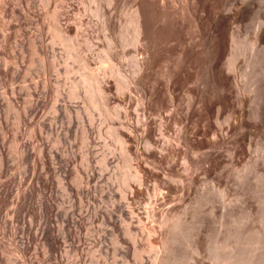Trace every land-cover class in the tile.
<instances>
[{
    "label": "rangeland",
    "instance_id": "obj_1",
    "mask_svg": "<svg viewBox=\"0 0 264 264\" xmlns=\"http://www.w3.org/2000/svg\"><path fill=\"white\" fill-rule=\"evenodd\" d=\"M133 2L134 0H116L113 5L107 4L106 9L112 12L111 14L114 15L115 22L119 23L123 19L125 14L124 11L126 12L133 5ZM85 3L86 0H0V264H153L155 259L154 256H156V248L158 250H160V248L162 249L163 242H161V240L169 233L168 227L160 226L159 213L168 209L172 211L176 210L181 213L186 212L184 216L190 222L195 215L194 213H199V216L197 214L199 217V219L197 218L199 220H197V229L199 230V232L197 230V233L200 238H198L200 252L193 255L185 245L186 242L180 241L181 243L177 244L178 255H181V257L185 259L188 257L184 262L185 264H216L215 262H217V259L215 258L216 256H214L215 251L212 250L214 249L212 245L214 242L216 243L217 239L218 241H226L225 237H227V240H230L231 243L238 242L237 244H239V242H242V245L244 243L245 247H243V245V248H246L249 239L253 238V241L249 240L251 244L258 238L256 243L260 242V244L258 243L257 246H261L259 247L260 249H257V253L255 252L256 255L253 254L255 258H252L254 261L251 263L264 264V237L262 238V233L261 236H259L260 233H258L261 228L260 232L263 231L264 233V227H262L264 226V219H262L264 218V176L262 177V175H264V109H261L264 107V101H262V104L256 100L254 102L252 101V99H255L256 88L249 87V82L246 81L248 78H253L248 80H253V82L251 81L252 83H250V85L253 86V84H256L255 80L257 82L258 79L260 80L264 77V62L259 70L260 74L263 75L261 76L259 71L256 72V74H259L261 77L258 78L252 75L251 68L246 67V65H248L247 56L240 57L239 66L241 69H239L241 72L239 70V81H241L240 83L244 88L247 86V88H250V90L255 93H251L249 89H247V91L246 89L245 91L243 90L242 94L246 98L249 96L247 98V100H249L244 105L242 113L237 111V109L235 111L233 107L221 109L222 113L219 112L218 116H220L219 118L217 117L218 125L222 130V133L219 135L220 137L212 135V124L215 120L211 119L213 120L211 123L210 118L206 117V114H203L204 116L202 115L199 122L203 120V124L198 122L197 125L199 126L195 129L197 132L194 133L197 136L195 137L194 135V139H196L195 143L198 140L194 145L197 146L192 145L194 150L197 149L196 151L198 154L196 152L193 157V154L186 153L187 147L185 144L176 140V133L186 124V120L181 116L182 112L177 116L175 115L177 118L174 117L172 119L173 121L175 119L174 122H170L172 125H167L168 128L166 129V133L168 134L167 136L171 138L172 143H170L171 146L168 147V151L165 150L166 154L161 156L162 158L159 156V158L155 157L154 153L160 150L155 144H153L154 147L152 146L150 148L151 150L149 149L150 154L136 155L137 145L140 144V147L143 149L145 147V142L140 138L142 129L136 124V115L138 114L135 111L136 104L133 106L131 122L134 126H137V128L135 129L136 131H134L135 140L129 143L128 149H130L129 151L134 159L133 169L136 168L138 163H143L142 165L145 164L146 166H144L149 168V170L147 168L149 176L145 175L144 177L145 183L143 182L144 186L142 185L143 187H141L143 189H141V193H134L132 198L128 200L123 199L124 201L130 200V204H128V202H126V204L124 201L122 202L121 198L123 194H126L125 192L128 191V189L126 190L124 187H121L123 185L117 180L123 171L120 167H122L124 161V150L115 137L109 133V127L115 125V127L120 128V132L123 135L124 129L119 126V122H114V125H112V121L109 122V120H106L99 112H94L93 118H90L91 116L85 112V106L88 105V101L86 100L87 96L84 90H80L78 94V96L80 95L79 98L69 97L75 84L74 82H77L79 78L78 66L74 54L71 52L73 50L66 47L65 44L55 41L53 38L54 33H52V30L55 24V19H53V17H55V15H59L58 19L63 28H65V26L69 27L70 33L69 31L68 33L72 37L76 35L75 22H77L78 18L82 17L83 28L86 33L81 39V43H84V55L90 60V66L94 71H98L97 69L107 64L100 54V52H102L103 55V50L106 48L107 41H104L105 36L101 34L98 29L99 18L97 19V17L92 16L91 13L89 14V12L85 10ZM263 6L264 0H255L254 7L257 11V15L259 14L260 21L264 24ZM247 25L248 22L246 21L244 23L238 22L234 25L236 27V32L241 34L242 38L245 35L247 36V33L248 35L250 34L249 36L252 35V32H247ZM84 39H88L89 44L83 42ZM68 51L72 57L67 53ZM133 51L134 47L127 46L124 48L119 41L116 42L117 54L119 53L121 55L127 53L130 56ZM100 56L101 58H99ZM245 60L247 61L245 62ZM119 64L124 73H131L133 70L128 57L121 59ZM245 69L246 71L248 70L246 75H244ZM248 73L251 76L248 75ZM246 76L248 77L247 79ZM254 77H256V79ZM244 84L246 85L244 86ZM133 94V96L136 95L135 97H137L135 92H133ZM251 95L254 97H251ZM118 96L121 95H116L115 97ZM114 101L115 99H113V102ZM117 102L115 104L113 103L112 107L115 106ZM78 112L80 113L78 114ZM121 116V121H125L123 112ZM196 118L198 119V117ZM70 123L73 124L71 125ZM177 123L178 126H176ZM177 127L180 128L178 129ZM198 129H200V132ZM204 129L206 132H203ZM83 134L85 135L84 139ZM214 136L216 139H214ZM239 138H244V141L246 140L245 142L243 141L245 145L243 149H239L238 145L235 143V140ZM216 140H220L222 143ZM159 141L160 144L164 143V139L159 138ZM212 141L215 143L211 145L210 143ZM214 146H216V148ZM259 147L261 148L260 150H258ZM212 149L213 151L211 152ZM209 152H211V154ZM104 156L108 161V167L107 170L101 172L97 167V159L103 158ZM82 159L91 164L90 169L92 170H90V172L85 170V162ZM113 160H115V162H113ZM243 170L246 172L244 173ZM78 171L83 175L85 182H90V184L85 183L88 186L80 190V197L83 199L82 208L79 207V199L76 191L73 192L74 194L72 193V204L68 199L64 200L65 198L61 195L62 191L60 186H58L57 180L60 174H63V177L61 176L60 178L65 177L67 181H72ZM151 171H154L153 173L155 175L152 174ZM259 178L261 179L259 180ZM130 183L132 184L129 185L133 187L137 184L133 180ZM218 189L224 191L225 195L227 194L224 200L221 196L219 197L218 193H215L218 192ZM160 194L163 195L164 198L163 196L161 197ZM208 194H212L213 196ZM214 195L217 196L215 197ZM155 197L158 198L157 202H155L156 205L155 203H151V200ZM260 198L263 199V201ZM62 200L67 203H63ZM131 204L133 208L138 209L136 213L140 217H144H142L145 221H142L144 225L148 224L149 219H151L148 224L149 226H145V229H149L150 231V228L154 227L157 232L156 234L154 233L155 235L149 236L143 229L145 231L143 234V231H141L142 227L135 222L132 226L133 233L136 232L135 234L137 236L138 234L140 235L137 237L139 241L135 244L123 233L119 225L120 212L124 214L123 217H125L128 223L131 222L130 216L127 215L128 213L125 208L127 205L131 206ZM149 205L150 207L155 205L157 211L155 217H149L148 219L145 214V209L149 207ZM110 206L115 207V209L111 207L113 212L108 209ZM121 207L122 209H120ZM62 208L64 211L71 209V211H68V219L64 217ZM194 208L196 209L194 210ZM95 209L98 210L96 211ZM108 210L112 212V221L110 219L111 212L109 213ZM71 214H73L74 220ZM244 217L245 219L249 218L250 221L247 219L245 220ZM239 220H242L241 222L243 224ZM237 222H240L238 224L241 225H238ZM62 224H65L64 227H62ZM224 225L227 226L225 227ZM162 230L164 234L160 233ZM230 231L233 233L231 234L232 237L230 236L232 240L235 238L233 242L231 238H228L229 235L226 236V233L229 234ZM252 231L255 233L257 231V237H255L256 235H254ZM140 232L142 233L140 234ZM219 232L224 236L222 234L221 236ZM243 232H245L246 235ZM241 233L243 238L240 235ZM249 234L252 236L254 235V237H250ZM64 235L65 237H63ZM238 235H240L242 240ZM245 236L246 238H244ZM260 238L262 242L259 241ZM62 239H64L65 242ZM115 241L118 242L117 247L119 248L116 247V244L114 245ZM233 245L235 246V244ZM152 246H154V249L151 251L149 249H151ZM239 246H241V244ZM134 249H137V251L139 250V252L136 253L137 251ZM179 250L181 251L179 252ZM210 250L211 254L209 252ZM243 251L242 253H244ZM246 252H248V250ZM94 258H96V260Z\"/></svg>",
    "mask_w": 264,
    "mask_h": 264
},
{
    "label": "bare ground",
    "instance_id": "obj_2",
    "mask_svg": "<svg viewBox=\"0 0 264 264\" xmlns=\"http://www.w3.org/2000/svg\"><path fill=\"white\" fill-rule=\"evenodd\" d=\"M115 1L116 0H86V3L84 5L85 10L87 12H89V14L91 13V15L94 17H97V19L99 18V23H98L99 28L98 29H99L100 33L105 36L104 41H107L106 42L107 43L106 48L104 47L105 49L103 50V55H102V52H100V54L103 57V60L108 65L106 64L105 66H101V68L99 67L100 69H97L98 71H96V70L94 71V69L91 68V66H90L91 62H89L90 60H88L87 57L84 55V52H85L83 50L84 49L83 48L84 43L83 44L81 43V41H82L81 39L84 37V35H86V33H85L84 28H83V21L81 19L82 17L81 18H78L80 16L77 17L78 20H77V22H75L76 23V26H75L76 35L74 37H72L69 35V33H70L69 27L65 26V28H63L61 26L59 19H58L59 15H55V17L52 16L53 19H55V21H54L55 24H54V26L52 25L53 26L52 33H54L53 38L55 39V41H59V43H63L66 45V47H69L70 49L73 50L71 52H73L74 57H75V61H76L77 66H78V73H79L78 77L79 78H78L77 82H74L75 84L73 86V89H72L69 97H73V98L78 97L79 98L80 95L78 96V94L80 93V90L81 91L84 90L86 93V96H87L86 100L88 101L87 102L88 105L85 106V112H87L91 116V117L89 116L90 118H93L94 112H99L102 114V116H104V118H106V120H109V122L112 121V125H114V122H119V124H120L119 126H121V128L124 129V135H123L120 132V128L115 127V125L109 127V133L115 137L117 142L122 146V148L124 150V154L122 153L124 155L123 156L124 161H123L122 167H120L121 170H123V171H122L120 177H118V179H117L118 182L120 181V184L123 185V186L120 185L121 187H124V189H126V190L128 189V191L125 190L126 194L122 195V193H121V195H122L121 199L123 202L124 200H128V199L132 198V195L134 193H141L142 192L141 187L144 186L143 182L145 183L144 177H145V175L147 176L149 174V171H148L149 168L147 167L148 168V170H147V168L145 167L146 165L145 164H144L145 166L142 165L143 163L142 164L138 163L136 165V168L133 169L134 168V165H133L134 159H133V157L129 151L130 149H128V148H129V143L131 141L135 140L134 131H136L135 129L137 128V126L142 129V132H141L142 134H141L140 138L142 139V141L145 142V147L142 149L140 147L141 146L140 144L137 145L136 152H135L136 155L140 156V155L150 154V152H149L151 150L150 148L153 146V144H155V145H157V147L160 150H157V152H155V153L152 152V153H154L156 158H159V157L163 156L164 154H166L165 150L168 151L167 149L169 146H171L170 143H172L171 138L168 137L167 136L168 134L166 133V129L168 128L167 125L170 124L171 121L174 122L175 119H174V121L172 119L174 117L177 118L176 116L182 112L181 116H183V118L186 120V124L184 123L185 125L181 129H179L180 127L179 128L177 127L179 129V131L177 130L178 132L176 133L177 134L176 140L184 143L185 146L187 147L186 153L193 154L192 155V157H193L194 154L197 152L196 151L197 149L194 150V148L192 147V145L197 146V145H194L195 140H196L194 138L197 137L194 133L197 132V131H195V129L197 126H199L197 124L199 122V119L202 118L203 114L204 115L206 114L207 115L206 117L210 118L211 123L213 121L211 119L215 120V121H213L214 123L212 124V130H211V131H213L212 132L213 134L212 133L211 134L216 135V137H217L222 133V130H221L220 126L218 125L219 123L217 122L218 121L217 117L219 118V116H220V115L218 116V114H219V112L222 111L221 109L227 108V107L228 108L233 107L235 111L237 109V111H239L240 113L243 112L244 105L248 102L249 99L247 100V98L249 96L246 98L242 94V92H243V90L245 91V89H246V91H247V89L250 90V88H247V86H246V88H244L242 86V84L240 83L241 81H239V77H240L239 76V70L241 69L239 66L240 57L247 56V58H248L247 64L248 65L245 64L246 67L251 68L252 75L253 76L255 75L256 77L259 78L261 75L259 70L261 68V65L263 66V62H264V48H263L264 44H262V43H264V26H263L264 24H263V22L260 21V18H259L260 16H258L259 14L257 15V11L254 7L255 0H134L133 5L131 7L129 6L130 8L126 12L124 11L125 14L123 16V19L119 23L115 22L114 17H113L114 15L111 14L112 12H109V10L107 11V9H106L107 4L113 5L115 3ZM261 1H263V0H261ZM122 9H124V8H122ZM55 14H56V12H55ZM60 14H62V13H60ZM91 19H92V17H91ZM245 21L248 22L247 32H252V35L249 36L250 34L248 35V33H247V36L245 35L242 38L241 34L236 32V30H235L236 27L234 25L237 24L238 22L244 23ZM68 31H69V33H68ZM118 41L121 44V46L123 45L124 48H126L127 46H131L132 48L134 47V51L132 52V54L130 56L127 53H123L121 55L119 53L117 54L118 50L116 52V42H118ZM83 42L89 44L88 39H84ZM67 53H69V51ZM101 56L99 58H101ZM70 57H72L71 54H70ZM126 57H128L129 63L131 64V66L133 68L131 73H127V72L124 73L122 68H121V65L119 64L120 60L123 58L125 59ZM246 61L247 60H245V62ZM97 63H99V62H97ZM246 69H245V71L243 70L245 72L244 75H246V73L248 71V70L246 71ZM261 70H263V69H261ZM257 71H259L260 75L256 74ZM240 72H241V70H240ZM249 73H248V75H250ZM256 77H254V78L256 79ZM244 78H245V76H244ZM247 78L248 77L246 76V79ZM263 78L260 80L258 79V81H257L258 83L254 79L256 84L255 85L253 84V86L250 85V83H252L253 80H251L252 82L248 81V80L253 79V78H250V79L248 78V80H246L247 82H249V84H248L249 87H254V89L256 88V93L254 92L255 97L251 95V97L255 98L254 100L252 99V101L254 102L256 100V101H259V103H261V104H262V101H264V79ZM242 80H243V78H242ZM245 85L246 84H244V86ZM249 90H248V93H249ZM250 91H251V93H253L252 90H250ZM133 92H135L137 94V97H135L136 95L133 96L134 95ZM116 95H121V96H118L119 97L118 98V97H115ZM73 98H71V99H73ZM113 99H115L114 102H113ZM116 102H117V104L112 107V104L113 103L115 104ZM135 104H136L135 111L138 113L136 115L137 116V119H136L137 120V122H136L137 126H134L133 123L131 122V114H132L133 106H135ZM261 109H264V107ZM122 112L124 113L125 121H121V118H122L121 113ZM79 113L80 112H78V114ZM257 114H258V112H257ZM258 115H255V116L259 117ZM196 117H198V119ZM70 119H71V117H70ZM200 122L203 124V120ZM219 122H220V119H219ZM225 122H227V121H225ZM182 124H183V122H182ZM170 125H172V123ZM206 125H207V123H206ZM176 126H178V123ZM209 126H210V123H209ZM79 127H80V125H79ZM198 130L200 132V129H198ZM204 131H205V129L203 130V132ZM203 134H205V133H203ZM194 135H195V137H194ZM174 136H173V138H174ZM84 137H85V135L83 136V139H84ZM159 138L164 139L163 144L162 143L160 144L161 140L159 141ZM233 138H235V137H233ZM214 139H216L215 136H214ZM197 141H196V143H197ZM216 141H220V140H216ZM243 141H244V138H241V139L239 138V139L235 140V143L238 145L239 149L244 148V146H245L244 142L246 140L244 142ZM220 142L222 143V141H220ZM212 143H213V141L210 144L212 145ZM210 144H209V146H210ZM216 145H219V144H216ZM214 147L216 148V146H214ZM262 148H263V145H262ZM89 149H91V148H89ZM153 149H155V148H153ZM169 149H171V148H169ZM260 149L261 148L259 147L258 150H260ZM198 150H199V148H198ZM212 151H213V149L211 150V152ZM211 152H209V153L211 154ZM240 152H241V150H240ZM197 154H198V152H197ZM262 156H263V154H262ZM108 157H107V159H108ZM217 157H218V155H217ZM260 159H262V158H260ZM82 160L84 161V159H82ZM252 161H251V163H252ZM113 162H115V160H113ZM214 162H215V160H214ZM84 165L86 166L85 170H88L89 172H90V170H92V169H90L91 164H89L87 161L85 162ZM97 167L99 168V170L101 172H104L105 170H107L108 161L106 160L105 156L103 158L97 159ZM94 169H95V167H94ZM244 170H246V169H244ZM67 172H68V170H67ZM89 172H88V174H89ZM153 172H152V174H154ZM245 172L246 171H244V173ZM253 173H254V171H253ZM54 175H56V174H54ZM62 175L60 174V177ZM68 175H69V173H68ZM65 176H66V174H65ZM263 176L264 175H262V177ZM60 177L57 178L58 184H59L58 186H60V188H61V191H62L61 195H63L62 197L65 198L64 200L68 199V201H70V203L72 204V202H73L72 193L74 191H76V194H77L78 199H79V207L82 208V206H83L82 200L83 199L80 197V190H81V188L88 186L85 183L90 184V182H85L83 175L79 171H78V173H76V176H75V178H73L72 181H69V180L67 181L65 177L64 178H60ZM87 177H86V179H87ZM234 178H235V176H234ZM261 178H259V180ZM263 179H264V177H263ZM57 180H56V182H57ZM132 180L137 183L134 187L130 186L133 183V182L130 183ZM112 181H113V179H112ZM108 182H106V183H108ZM95 184H97V183H95ZM233 187H234V185H233ZM60 188H58V189H60ZM90 188H92V187H90ZM255 188H256V186H255ZM82 190H84V189H82ZM217 191L218 192H215V193L216 194L218 193L219 197L221 196V198H223V200H224V197L227 194L225 195V192L222 190H219V189ZM122 192H123V189H122ZM226 192H229V191H226ZM250 194H253V193H250ZM208 195H210V194H208ZM162 196L163 195H161V197ZM198 196H200V195H198ZM214 196L216 197L217 195H214ZM252 196H254V195H252ZM60 198H61V196H60ZM112 198H114V197H112ZM163 198H164V196H163ZM211 198H210V200H211ZM157 199L158 198L155 197L153 200H151V203L154 204L155 202H157ZM263 199H261V200L263 201ZM64 200H62V202ZM210 200H207V201H210ZM241 200H242V198H241ZM129 201H124V202L125 203L128 202V204H130ZM165 201H166V199H165ZM63 203H67V202H63ZM63 203H61V204L65 205ZM74 203H76V202H74ZM151 203H150V205H151ZM247 203H249V202H247ZM105 205H106V203H105ZM150 205H149V207H146V209L144 208L146 217L148 219H149V217H151V218L155 217L156 211H157L156 206H155L156 203L152 207H150ZM101 206H102V204H101ZM259 206H260V204H259ZM68 207H69V204H68ZM70 207H71V205H70ZM77 207H78V205H77ZM111 207H112V209L113 208L115 209V207H113V206H110L109 208L106 207V208L111 210ZM231 207H232V205H231ZM241 207H242V205H241ZM95 208H96V205H95ZM125 208H126V211L128 213L127 215L130 216L131 222L129 221L130 223H128V221L125 219V217H123L124 214H121L122 212H120L119 215H121V216L119 217V225L122 228L123 233L126 236H128L134 244L139 241V240H137V237L140 236L138 234L139 232L137 233L138 236L135 234L136 232L133 233L132 226L135 222H137V224H139L142 227V228L141 227L140 228L142 229L141 231H143V234L145 231H146V234L148 233L149 236L155 235L157 233L155 230L156 228H154V227H151L150 231H149V229L148 230L145 229L146 228L145 226H147L149 224L151 219H149L148 224H146L147 223L146 222L145 223L146 225H144L143 223L145 221L142 219L143 216L140 217L136 213V210L138 211V209L133 208L132 204H131V206L130 205L125 206ZM120 209H122V207ZM195 209L196 208H194V210ZM226 209H227V207H226ZM228 209H230V208H228ZM61 210H60V212H61ZM72 210H74V209H72ZM63 211H64V209H63ZM68 211H71V209L70 210L68 209L67 211L65 210L64 214L62 213L64 215V217H67V219L69 217V216H67ZM111 211L113 212V210H111ZM111 211L108 210L109 213ZM112 212H111V218H110L111 221H112ZM240 212H243V211H240ZM109 213H108V215L110 216ZM185 213L177 212L176 210L172 211L170 209H168L166 211L163 210L162 212L159 213V216H160L159 224L162 227H166V228L168 227L169 233H168V235L166 234L167 236L165 235L166 237L164 236L165 238L162 239L163 241L161 240V242H163L162 249L160 248V250H158L156 248V250H155L156 256H154L155 257L154 261L152 260L153 264H183L187 260L188 257H186V259H185L184 257H181V255H178V245L177 244L181 243L180 241L186 242L185 245L188 247L191 254L194 255V254L200 252L199 251L200 247H199V242H198L199 234L197 233V230H198L197 224L199 221L198 220L199 219V217H198L199 213H194L195 215L193 214L194 216H193L191 222L188 221L187 218H185V216H184ZM135 214H137V215H135ZM140 214H141V212H140ZM197 214H198V216H197ZM231 215H233V214H231ZM60 216H61V214H60ZM71 216L73 217V214H71ZM223 216H225V215H223ZM256 216H258V215H256ZM64 219H66V218H64ZM72 219L74 220V217ZM222 219H223V217H222ZM244 219H245V217H244ZM246 219L248 221H250L249 218H246ZM262 219H264V218H262ZM134 220H136V221H134ZM142 221H144V222H142ZM239 221L241 222L242 220H239ZM231 222H232V220H231ZM240 222H237V224ZM257 222H259V221H257ZM204 223H205V221H204ZM64 225L62 227H64ZM228 225H229V223H228ZM238 225H241V224H238ZM93 227H94V225H93ZM225 227H224V229H225ZM262 227H264V226H262ZM261 229H259L258 233H260L259 236H261V233H262L263 234L262 238H263L264 233H263V231L260 232ZM158 230H160V229H158ZM103 231H102V234H103ZM137 231H139V230H137ZM222 231H224V230H222ZM198 232H199V230H198ZM213 232H214V230H213ZM250 232H251V230H250ZM141 233L142 232H140V234ZM160 233L164 234L163 230ZM243 233L245 234V232H243ZM256 233H257V231H256ZM256 233L253 232V234L256 235L255 237H257ZM215 234H216V232H215ZM221 234L222 233H220V235ZM231 234H233V233H231V231H230L229 234L226 233V236L229 235L228 238L230 239L232 237ZM240 235L242 237V233ZM240 235H238L239 238H240ZM254 235L253 236L250 235V237H254ZM63 237H65V235ZM150 238H148V239H150ZM219 238H223V237H219ZM225 238H226V241H218V239H217L216 243L214 242L212 245V246H214V247H212V248H214L212 250L215 251L214 256H216L215 258L217 259V262H215L216 264H250L251 262L254 261V260H252V258H255V257H253L254 256L253 254H255V252L258 251L257 249L261 246V245L257 246L258 243L260 244V242L256 243L258 238H257V240L255 239L256 241H254L251 244L249 243V240H252L253 238L249 239L247 242L246 248H243V247H245V245L243 243V245H244L243 246L242 242H239V244H237L238 242L237 243H231L230 240H227V237H225ZM242 238H240V239L242 240ZM244 238H246V236ZM247 238H249V237H247ZM62 240H64V239H62ZM219 240H222V239H219ZM231 240H232V238H231ZM233 240H235V238H233ZM233 240H232V242H233ZM236 241H239V240H236ZM252 241H250V242H252ZM259 241H261V238ZM263 241H264V239H263ZM64 242H65V240H64ZM243 242H246V241H243ZM115 244L117 247L118 242L115 241L114 245ZM119 244H120V242H119ZM154 244H155V242H154ZM233 244H235V246ZM236 244H237V246H236ZM240 244H241V246H239ZM261 244H263V243H261ZM117 248H119V247H117ZM134 248H135V246H134ZM152 249H154V246H152L151 249H149V250L152 251ZM245 249H246V251L248 250V252H246ZM106 250H108V249H106ZM134 250L137 251V249H134ZM241 250L244 253H242ZM122 251H123V249H122ZM180 251L181 250H179V252ZM138 252H139V250L136 253H138ZM209 252L211 254V250ZM97 253H98V251H97ZM100 255H102V254H100ZM148 256H150V255H148ZM199 256H201V255H199ZM263 256H264V254H263ZM139 257H141V256H139ZM68 258H69V256H68ZM79 259H80V257H79ZM94 259L96 260V258H94ZM261 259H262V257H261ZM143 260H144V258H143ZM98 262L100 263L99 260H98ZM258 262H260V261H258ZM255 264H257V263H255Z\"/></svg>",
    "mask_w": 264,
    "mask_h": 264
}]
</instances>
